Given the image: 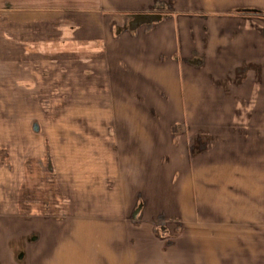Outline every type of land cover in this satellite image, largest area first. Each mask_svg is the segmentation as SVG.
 <instances>
[{
  "label": "crops",
  "instance_id": "obj_1",
  "mask_svg": "<svg viewBox=\"0 0 264 264\" xmlns=\"http://www.w3.org/2000/svg\"><path fill=\"white\" fill-rule=\"evenodd\" d=\"M0 264H264V0H0Z\"/></svg>",
  "mask_w": 264,
  "mask_h": 264
},
{
  "label": "rangeland",
  "instance_id": "obj_2",
  "mask_svg": "<svg viewBox=\"0 0 264 264\" xmlns=\"http://www.w3.org/2000/svg\"><path fill=\"white\" fill-rule=\"evenodd\" d=\"M57 104H62V106L61 107H63V108H65V109H69V108H71V102L69 101V100H64L63 102H59V101H57V103L55 104V105H57ZM55 105H54V107H55ZM57 107H58V105H57Z\"/></svg>",
  "mask_w": 264,
  "mask_h": 264
}]
</instances>
